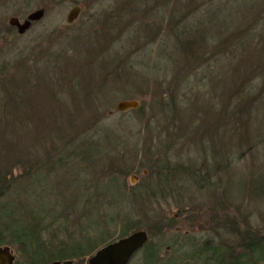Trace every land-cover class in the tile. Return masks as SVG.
I'll return each instance as SVG.
<instances>
[{
    "label": "rangeland",
    "instance_id": "1",
    "mask_svg": "<svg viewBox=\"0 0 264 264\" xmlns=\"http://www.w3.org/2000/svg\"><path fill=\"white\" fill-rule=\"evenodd\" d=\"M230 1L206 0L203 7H198L197 2L200 3L199 0H168L166 3L172 5L186 2L187 10L170 13V10L164 9V13L160 15V22L155 23H152L153 20L151 19L147 20L148 17H141L144 26H141V33L137 31L134 43H131L132 37L129 36V28L132 34L134 28L127 27V23L123 19L121 23V18L119 19V27H126L128 30L123 33L122 29L119 31L117 28L118 30L115 29L109 33L110 37L107 36L105 39L104 36V41H108V44L105 43L104 53L117 51L120 57L121 55L124 56V59L130 53L135 54L132 55L134 57H141L143 53L147 56L146 59L149 57L143 63L146 68L139 69L137 67L136 69L149 77V84L140 82L135 97L127 95L125 88L123 90L120 86L116 91L118 93L115 95L116 97L111 98L106 106L103 105L86 113L85 111L89 109L83 108L85 111L76 113V124L83 128L82 131L94 134L100 132L96 138L101 139L102 144L106 146V152L112 159L108 156L104 161H100L101 163L91 168L89 172L83 174L79 170H74L78 169L74 167V164L73 166L69 164L66 169L73 167V170L65 173L68 176V181H63V178H54L51 184L49 182L57 196L59 192H62L66 203L77 198L76 201H73L77 207L72 211L68 208L65 210L62 207L65 202H61V200L59 204H52L51 207L49 205L46 209H49L47 212L50 215L44 221L46 225L44 231L59 226L61 230L58 233L61 238H65L63 236L65 234L64 226H67L68 231L73 233V239L81 241L86 237V233L95 234L92 230L94 219L97 222L104 215H106L105 219L115 217V214L120 213V211L121 214H126L131 220L139 222L141 225L139 230H146L149 225L154 226L153 224L157 219H152V215L146 214L143 210L140 211L134 206L132 200L128 201L129 192L122 188V185L130 186L142 181V176L147 175V170L142 169V172H138L136 168L141 166V162L148 164L149 161H162L169 167L176 169L177 183L180 185L178 194L169 193L167 199L160 200L158 205L154 204L153 206L155 210L161 209L165 217L162 222L163 226H161L162 233L159 235L155 233L153 238L158 246L154 264L194 263L187 257L204 241L212 239L213 243H218L233 239L228 228H231L230 222L238 218L240 222L238 224L244 223L250 228L264 231V196L247 195L252 191L251 188L258 184L261 186L257 192L264 189V121L261 118V114L264 113V100L261 101L259 98L260 100L257 101V97H253L251 92L241 93L243 97H240L241 85L250 84L249 81L245 80V77L260 74L258 71H262L264 68L260 67L259 62L257 64L249 62L252 69L249 68L246 73L244 70L237 71L236 68L228 66V59L224 60L221 57L222 53L229 56L228 49L219 48L220 50L216 53L209 48L203 55L206 56L209 52L208 60L204 58V63L198 66V69L196 66H191L194 63L190 64L189 58L188 64L182 62L181 59L176 61L178 66L181 65L177 70L180 74L176 76L180 84L169 87V83H165L164 80H167L170 75L166 77L160 73V83H158L159 80L155 82L156 75H153L154 70L159 67L163 70L165 65V62H159L156 56L159 55L158 48L162 49L161 46L165 45L166 35L169 34L168 20L173 27L175 23L182 22L179 15L183 14L185 16L184 22L195 25L198 18L206 17L205 8L214 10V8L225 7L229 5ZM258 1L261 4L250 10L252 12L249 13L248 25L250 29L246 28L249 38L248 53L251 49L261 52L264 48V0ZM74 4L81 6L79 18L71 27L62 28L59 31L61 26H66L65 17ZM108 5V0H4V8L0 3V32L4 26L3 38L0 33V64L8 61L10 68L12 66L9 73L14 75L16 73L13 68L16 63V53H22L21 48L24 45L31 43L32 39L36 38L35 36L46 30L48 32L42 34H44L43 36L48 33L51 34V40L49 39L48 42H46L47 39L43 42L40 39L34 40L35 45L32 44V47L36 46V48L28 56L25 54L26 57L32 56L34 59H43L46 62L48 57L42 53L59 50L63 61L70 64L74 50L70 47V52L67 51L63 45L65 44L63 38L66 34H71V31L73 33L80 32L81 25H86L83 30L88 29L90 33L93 31L94 39L102 40L103 35L109 32L108 27L113 26L110 24L111 18L116 15L111 12L113 16L105 14L99 16V12L107 9ZM125 6L124 0L119 5V9L124 12L123 15L126 14L125 16L128 17L130 10H127L128 6L126 8ZM154 8L156 7L154 6ZM39 9L44 10L43 17L40 21L33 23L25 34L19 35L15 30L10 29L8 21L11 18L20 17L23 19L29 13ZM20 19L19 21H23ZM117 22L118 20L115 23ZM137 22L139 23V21ZM53 30L57 32L54 33ZM228 31L230 32L231 29ZM227 36L228 34L222 36L221 33L218 42L224 44L223 41L229 39L226 38ZM208 40L213 47L214 45L210 41L211 37ZM91 52L94 53V49H91ZM255 55L261 56L262 54L255 53ZM217 58L222 60L218 61ZM153 62L158 63L154 65ZM189 65L192 67L191 69ZM105 67L111 68L110 63H107ZM203 73L206 75H202ZM163 76L167 79H164ZM144 78L145 76H141L140 79ZM262 91H264V85L258 87V96ZM40 94L43 102L38 101V98L37 101L33 99L35 101V104L33 103L35 108L33 114L35 123L33 125L36 126L38 121H42V125L39 124V126L45 128L47 126L48 128V125L50 126L49 112L53 111V106L47 97L44 101L45 93L41 88ZM171 95L175 98L174 102L180 104L184 113L189 112L187 116H180L176 112L173 113L171 111L173 109H167L170 107L171 98L169 97ZM122 100H137L139 106L136 109L118 111L116 105ZM243 102L251 106L249 110H252V116L257 117L253 119V124L258 132L256 135H252L249 144L242 147L238 153L233 154L230 147L223 149L222 146L227 139V136H224L227 135L229 129L234 128V124L237 122L233 111L236 106L241 107ZM235 104L237 105L235 106ZM43 105H47V109ZM90 112L93 114L91 115ZM104 133L108 134L106 141L104 140L105 136L103 137ZM10 134L20 136L19 128L16 132H4V128L0 126V173L3 172L4 165H6L4 161L15 166L18 159L23 157L19 156L23 149L20 140H15L17 145L14 143L6 144V137ZM117 152L120 155V160L125 161L126 168H130L127 174L122 177L110 176L113 175V169L117 168L116 162L113 160ZM8 156L10 157L9 161L7 160ZM228 159H230L229 162ZM211 166L215 168L213 169ZM107 170L111 171L110 174ZM81 183L80 189L79 184ZM28 200L34 202L35 196L30 195ZM87 201H90L91 204L100 201L103 215H89L88 209L87 213H83L81 204ZM177 202L179 203L177 204ZM2 203H4V194L0 192V217L3 216L0 218V225L4 224V220L9 219L3 214L4 204ZM47 203L45 201L44 205ZM141 208L143 209V206ZM183 208L190 209V212H182ZM242 220L244 222H241ZM121 225V218H117L109 228V236L114 234L112 238H116ZM166 225L171 227H166ZM215 228L216 230L213 231ZM4 245L7 244H0V247ZM7 246L12 250L17 264L25 262L24 254L22 251L20 252L19 246ZM102 246L103 244L99 243L95 250ZM88 256L85 257V261ZM74 260L78 262L77 259ZM85 261L81 264H86ZM128 264H144L143 251L135 253Z\"/></svg>",
    "mask_w": 264,
    "mask_h": 264
},
{
    "label": "trees",
    "instance_id": "2",
    "mask_svg": "<svg viewBox=\"0 0 264 264\" xmlns=\"http://www.w3.org/2000/svg\"><path fill=\"white\" fill-rule=\"evenodd\" d=\"M108 1L107 9L99 12V16L103 14L112 15L111 12L116 15H112V20H110V24L113 26L108 27L107 25L109 32L103 37L100 36L103 38L102 40L94 39L93 31L90 33L88 29L83 30L86 25H81L80 32L73 33L71 31L72 35L66 34L63 38L65 43L63 45H65L67 51L70 52V47L74 50L70 64L63 61L62 54L58 52L59 50L42 53L48 57L46 62L43 59H34L32 56L26 57L36 48V46L32 47V44L35 45L34 40L40 39L42 42L46 39V42L49 39L51 40V34L48 33L46 36L42 34L48 32V30L35 36L36 38H33L28 45H24L21 48L23 54L21 52L16 53V63L13 66L16 71L14 75L9 73L12 66L10 68L8 61L0 64V123H2L0 126L4 128V132H16L19 128L20 136L10 134L6 137L5 142L7 145H11L20 140V144L22 143L23 146L19 153V156H23L22 159H18L15 166L4 161L6 165H4L3 172L0 173L2 176H0V192L4 194L3 214L9 218L6 221L4 220V224H1L4 227L0 225V244L19 246L20 252L22 251L25 257V262L21 264H48L55 260H72L74 264H81L85 261L86 256H91L96 251L95 249L99 243L104 246L141 229L139 222L131 220L130 217L121 214L120 211V213L115 214V217L105 219L106 215H104L97 222L94 219L92 230L95 234L86 233V237L81 241L73 239V233L68 231L67 226H64L65 234L63 236L65 238H61L59 235L58 231L61 230L59 226L44 231L46 226L44 221L50 215L47 212L49 209H46L49 205L51 207L52 204H59L61 200V202H65L62 204L65 210L68 208L72 211L77 207V204L73 202L77 198H74L72 202H67V204L62 192H59L57 196L49 182L51 184L54 178H63V181H68V176L65 173L73 170V167L66 169L69 164H72V166L74 164V167L78 168L74 170H79L83 174L101 163L100 161H104L108 156L110 157L101 139L96 138V135L100 132L94 134L82 131L83 128L76 124V113L85 111L83 108L89 109L85 111L86 113L103 105L106 106L111 98L116 97L115 95L118 94L116 91L120 86L123 90L125 88L127 95L135 97L140 82L149 84V77L145 73L136 70L137 67L139 69L146 68L143 63L149 57L146 59L147 56L144 53L141 57H134L132 55L135 54L130 53L124 59V56L121 55L120 57L117 51L104 53L105 43L108 42L107 40L104 41V36L105 39L107 36L110 37L109 33L117 28L119 31L122 29L123 33L128 30L126 27H119V19L121 18V23L123 19L127 23V27L134 28L133 34L129 28V36L132 37L131 43H134L137 31L141 33V26H144L141 17H148L147 20L151 19L153 20L152 23H155L160 22V15L164 13V9L170 10V13L175 11L185 12L187 10L185 7L186 2L172 5L166 3L168 0H125V8L128 6L127 10H130L128 17H126V14L123 15L124 12L119 9V5L124 0ZM199 1L200 3L197 2V6L203 7L206 0ZM260 4L261 2L258 0H231L229 5L227 4L228 6L225 7L214 8V10L205 8L206 17L198 18L195 25L184 22L185 16L183 14L179 15L182 22L175 23L173 27L168 20L169 34L166 35L165 45L161 46L162 49L157 47L159 55L156 56L159 62L164 61L165 65L163 70L159 67L153 71V75H156L155 82L159 80L158 83H160L159 74L162 73L166 77L170 75L167 77L168 79L163 76L164 79H167L164 82L169 83V87L180 84L176 76L180 74L177 70L181 65L178 66L176 61L181 59L182 62L188 64L190 59V64L194 63L191 66H196L198 69V66L204 63V58L208 60L209 52L206 54L207 58L203 55L209 48L216 51V53L220 50L219 48L228 49L229 56L222 53L221 57L224 60L228 59V66L236 68L237 71L244 70L246 73L251 68L249 62L253 64L259 62L260 67L264 68V48L261 52L260 50L252 51L251 49L248 53L247 47L249 38L246 28L250 29L248 25L249 13L252 12L250 10ZM74 5L79 6V4ZM154 6L156 8L153 9ZM101 18L100 20H102ZM116 19L118 20L117 23H115ZM73 23L67 24L65 22L66 26H61L59 31L62 28L71 27ZM10 29L14 30L11 26ZM56 32L54 31V33ZM221 33L222 36L228 34L226 38L229 39L223 41L224 44L218 42ZM209 37H211L210 41L214 45L213 47L209 43ZM219 44L221 45L219 46ZM87 47L94 49V53ZM255 53L262 55H255ZM182 56H185V58H182ZM19 58L21 60H18ZM217 60L222 59L217 58ZM107 63H110L111 68H109L110 66L105 67ZM157 63L153 62L154 65ZM253 64L251 66L254 67ZM191 66L189 65L190 69ZM258 72L260 74H245L248 75L245 80L249 81L250 84L241 85L240 97H243L241 93L251 92L253 97H257V101L260 100L259 98H261V101L264 100V91L258 96V87L264 85V69ZM202 75L206 74L203 73ZM141 76H145V78L140 79ZM40 88L46 95L43 96L44 101L47 97L53 106V111L49 112L50 126L48 125V128L46 126L47 129L39 126V124L42 125V121H38L36 126L33 125L35 123L33 119L35 112L33 103L35 104V101L33 99L37 101L38 98V101L43 102ZM169 89L172 90L173 88ZM163 96L165 97V94ZM169 98H171L170 107L167 109H173L171 111L178 113L180 116L189 114V112L184 113L178 102H174L175 98L172 95ZM241 105V107L236 106L233 111L237 122L234 124V128L229 129L227 135L224 136H227V139L222 146L223 149L230 147L233 154L238 153L242 147L249 144L252 135H256L258 132L253 124V119L257 117H253L252 110H249L251 106L245 102ZM43 107L47 109L48 106L43 105ZM90 113L93 114V112ZM261 118L264 121V113L261 114ZM107 135L103 134L105 141ZM119 157L120 155L117 152L113 158L117 168L113 169V175L110 176L122 177L130 170V168H126L125 161L120 160ZM9 158L8 156V161ZM110 158L112 159V157ZM229 161L230 159H228ZM140 165L136 168L137 171L147 170V175L142 176V181L130 186L122 185V188L127 189L129 192L128 201L132 200L134 206L139 208L140 211L143 210L146 214L152 215V219H157L153 224L154 226L149 225L146 228L148 240L139 250L143 251L144 264H154L157 258L158 246L153 238L155 233L157 235L162 233L161 226H163L162 222L165 217L161 209L155 210L153 206L154 204L158 205L160 200L167 199L169 193L178 194L180 185L177 183L176 169L169 167L162 161H149L148 164L141 162ZM211 167L215 168L214 166ZM107 171L110 174L111 171ZM79 185L81 189L82 183ZM49 186L50 188H48ZM260 186L258 184L256 187H252V191L247 195L264 196V189L257 192ZM30 195L35 196L34 202L28 200ZM18 199L19 201H17ZM45 201L48 203L44 205ZM141 206H143V209ZM101 208L100 201L92 204L87 201L81 204L83 213H87L88 209L89 215H103ZM182 212L189 213L190 209L183 208ZM117 218H121L122 225L116 238H112L114 234L111 237L109 236V228ZM230 223L231 228H228V230L232 233L233 239L218 243H213L212 239L204 241L190 256L188 255L187 258L194 261L192 264H264V231L250 228L244 223L238 224L240 223L239 218L232 220ZM166 227L171 226L166 225ZM215 230L216 228L213 231ZM74 259H77L79 263L75 262ZM13 264H17L15 260Z\"/></svg>",
    "mask_w": 264,
    "mask_h": 264
},
{
    "label": "water",
    "instance_id": "3",
    "mask_svg": "<svg viewBox=\"0 0 264 264\" xmlns=\"http://www.w3.org/2000/svg\"><path fill=\"white\" fill-rule=\"evenodd\" d=\"M80 8L74 6L67 14V22L72 23L78 16ZM44 15V10L39 9L28 15L27 19L19 22L15 18L9 20L10 25L17 28L19 34L25 32L32 21L40 20ZM139 106L137 100H122L116 105L118 111L136 109ZM136 178L135 176H133ZM148 240L145 230L134 231L124 237L110 242L99 248L87 259V264H128L133 255L139 251ZM15 256L9 246L0 247V264H13ZM48 264H74L72 260H55Z\"/></svg>",
    "mask_w": 264,
    "mask_h": 264
},
{
    "label": "flooded vegetation",
    "instance_id": "4",
    "mask_svg": "<svg viewBox=\"0 0 264 264\" xmlns=\"http://www.w3.org/2000/svg\"><path fill=\"white\" fill-rule=\"evenodd\" d=\"M0 3H1V6L4 8V0H0ZM74 6H78V5H74ZM74 6H72V8H73ZM78 7L80 8V12H81V7H80V6H78ZM72 8H71V9H72ZM71 9H70V10H71ZM70 10H69V11H70ZM80 12H79L77 18H76L74 21H76V20L78 19V17H79L80 14H81ZM44 13H45V12H44ZM29 14H31V13H29ZM29 14H28V15H29ZM67 14H68V13H67ZM28 15H26L23 19H20V17H13V18H15V19L18 18V19H17L18 21H19V19L25 21V20L27 19ZM66 18H67V15H66V17H65V22H66L67 24H72V23L74 22V21H73L72 23H68ZM40 20H41V19H40ZM40 20H38V21H40ZM23 21H19V22L21 23V22H23ZM38 21H32V22L30 23V26L28 27V29L25 30V32H23L22 34H19L18 31H17V28L14 27V26H12V25H10V22H9V21H8V24H9V26H11V27L14 28V30L16 31L17 34H19V35H23V34H25V33H26V32L32 27L33 23L38 22ZM0 33H1V37L3 38V37H4V26H3V28H2V30H1ZM102 247H103V246H102ZM96 251H97V250H96ZM94 253H95V252H94ZM92 255H93V254H92ZM89 257H90V256H89ZM89 257H88V258H89ZM88 258H87V259H88ZM73 263H74V261H73ZM86 264H87V260H86Z\"/></svg>",
    "mask_w": 264,
    "mask_h": 264
}]
</instances>
